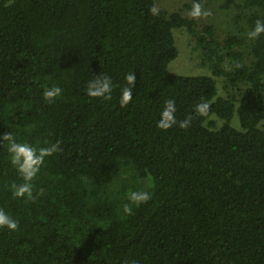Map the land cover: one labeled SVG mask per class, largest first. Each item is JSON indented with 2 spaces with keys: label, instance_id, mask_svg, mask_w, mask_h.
Returning <instances> with one entry per match:
<instances>
[{
  "label": "trees",
  "instance_id": "16d2710c",
  "mask_svg": "<svg viewBox=\"0 0 264 264\" xmlns=\"http://www.w3.org/2000/svg\"><path fill=\"white\" fill-rule=\"evenodd\" d=\"M193 2L184 16L155 0H0V133L58 146L32 197L16 198L23 181L0 142V209L18 221L0 228V264H264V34L221 39L189 17ZM243 7L250 31L264 0ZM178 30L207 73L169 70ZM104 74L111 99L87 96ZM53 85L62 95L49 103ZM169 99L177 123L160 129ZM139 190L151 199L125 214Z\"/></svg>",
  "mask_w": 264,
  "mask_h": 264
},
{
  "label": "clouds",
  "instance_id": "9594fccd",
  "mask_svg": "<svg viewBox=\"0 0 264 264\" xmlns=\"http://www.w3.org/2000/svg\"><path fill=\"white\" fill-rule=\"evenodd\" d=\"M158 9L152 7L150 12L153 15L158 14ZM190 18H199L201 16L210 15L205 11L199 0H194L191 10L188 13ZM264 34V20H256L254 27L247 32V37L250 40H255ZM135 75L129 73L125 76L127 85L121 88L119 104L121 107L127 106L132 100V86L135 82ZM113 82L110 76L96 75L86 83V95L93 98L111 99L113 91ZM62 95V88L56 85L45 87L42 96L44 100L51 103ZM210 105L207 102H200L195 106V112L201 116L206 115ZM176 104L172 99L164 102V107L160 112V119L157 121V127L160 129H168L173 124H176L175 119ZM191 123V117L181 121L179 126L187 128ZM0 142H6V150L11 165L16 169L19 176L22 178V183L12 185V195L16 198L32 197V181L39 174L44 165L45 158L51 156L57 151V145H50L46 147H37L32 143L20 141L12 132L0 133ZM129 203L123 205V212L131 214L133 206L139 207L151 199V194L148 191H130L127 195ZM0 228H7L11 231L18 229V221L8 215L5 211L0 209Z\"/></svg>",
  "mask_w": 264,
  "mask_h": 264
},
{
  "label": "rangeland",
  "instance_id": "374dc122",
  "mask_svg": "<svg viewBox=\"0 0 264 264\" xmlns=\"http://www.w3.org/2000/svg\"><path fill=\"white\" fill-rule=\"evenodd\" d=\"M159 8L167 14L182 12L184 16L187 12L184 5L192 0H155ZM244 0H206L205 11L210 15L198 18V25L202 28L207 25L213 26L217 35L223 39L229 34L248 38V28L245 22L236 20L240 12L246 14L243 7ZM184 10V11H183ZM179 56L169 64V70L176 75H199L207 73L200 67L199 53L195 51V42L185 30H178L176 33Z\"/></svg>",
  "mask_w": 264,
  "mask_h": 264
}]
</instances>
